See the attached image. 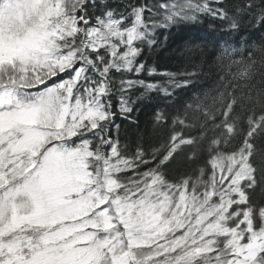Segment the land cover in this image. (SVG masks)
I'll return each mask as SVG.
<instances>
[{
	"label": "snow or ice",
	"instance_id": "6c2138e0",
	"mask_svg": "<svg viewBox=\"0 0 264 264\" xmlns=\"http://www.w3.org/2000/svg\"><path fill=\"white\" fill-rule=\"evenodd\" d=\"M172 40L237 71L200 91ZM258 64L264 0H0V264H264ZM152 101L165 142L122 143Z\"/></svg>",
	"mask_w": 264,
	"mask_h": 264
},
{
	"label": "trees",
	"instance_id": "16d2710c",
	"mask_svg": "<svg viewBox=\"0 0 264 264\" xmlns=\"http://www.w3.org/2000/svg\"><path fill=\"white\" fill-rule=\"evenodd\" d=\"M199 31L201 33H211L212 29H209L207 24H205L200 27ZM215 51V49L207 47L203 52H187L180 44L172 40L167 45L156 49V51L151 54V60L160 67H166L172 71L197 72L199 75V90L203 91L206 89L212 95H216L220 90L217 88V85L222 83L220 77L224 76L225 79H231V75L235 73L237 69L235 66L231 69L225 67L224 65H226L228 61L226 59L224 61L217 60L214 56ZM237 59H239V57H237ZM262 72H264V66L258 64L257 74L255 76L257 84L260 82ZM190 95V93L181 92L179 98L187 100ZM155 106V101L141 103L137 112L134 113L136 119L135 124H128L127 122L117 120V123H122V143L125 139L131 142L138 138H143L146 144L153 147H160L165 142L167 130L154 128L152 125V114ZM182 162V158L179 159L177 161V166H180Z\"/></svg>",
	"mask_w": 264,
	"mask_h": 264
}]
</instances>
